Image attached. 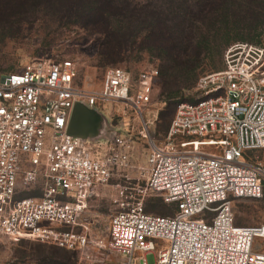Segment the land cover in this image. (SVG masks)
<instances>
[{"label":"built area","instance_id":"built-area-1","mask_svg":"<svg viewBox=\"0 0 264 264\" xmlns=\"http://www.w3.org/2000/svg\"><path fill=\"white\" fill-rule=\"evenodd\" d=\"M157 76L154 66H112L95 90L76 82L71 59L47 57L0 76V234L87 248L89 201L128 165L132 140L114 129L104 142L74 136L68 121L76 102L97 113L128 106L148 140L147 177L114 201L105 247L124 264H264V223L238 225L232 210L264 198V39L227 46L223 68L198 76L195 101L177 104L161 143L142 116ZM150 197L173 212H146Z\"/></svg>","mask_w":264,"mask_h":264},{"label":"rangeland","instance_id":"rangeland-1","mask_svg":"<svg viewBox=\"0 0 264 264\" xmlns=\"http://www.w3.org/2000/svg\"><path fill=\"white\" fill-rule=\"evenodd\" d=\"M131 1L149 2V9L159 12L169 0ZM173 1L181 5L184 3V6L188 4L196 18V11L205 0ZM257 3L258 0H235L231 3L237 19L235 17V20L217 25L226 31L222 37L224 45L218 52L206 58L204 68L198 75L223 68V53L231 43L236 41L258 43L264 39V2L263 8L255 6ZM71 21L69 11L60 9L59 6L42 5L35 10H20V13L8 22L0 21V76L20 69L24 63L34 58H69L77 69L76 82L83 87L99 90L104 71L108 67L119 66L136 75L147 67L160 65L156 50L141 47L144 45L141 40L145 33L139 28L122 37L121 50L118 54L104 58L102 56L106 46L104 32L99 28L92 29ZM195 23L199 24L198 21ZM108 59L115 61L109 62ZM158 81L157 79L154 85L151 102L143 110L142 116L148 124L152 140L161 143L165 140L166 131L158 125L157 118L165 103L161 98ZM179 97L181 100L193 101L196 98V90L193 86L183 88ZM100 110L99 125L94 136L100 137L104 142L103 136L107 130L114 129L122 135L129 136L132 143L128 165L118 168L108 184L101 187L98 195L89 201L86 217L90 229L89 246L80 251L67 250L29 238L13 241L0 234V264H124L123 256L105 247L108 215L115 207V200L134 195L132 187H141L145 184L148 140L139 134L142 128L141 117L128 106L106 104L100 107ZM256 154L264 165V149L258 150ZM145 204L147 212L150 213L173 212V205L166 204L158 197L147 198ZM232 210L234 222L238 225L264 223V198L236 199L233 201Z\"/></svg>","mask_w":264,"mask_h":264},{"label":"trees","instance_id":"trees-1","mask_svg":"<svg viewBox=\"0 0 264 264\" xmlns=\"http://www.w3.org/2000/svg\"><path fill=\"white\" fill-rule=\"evenodd\" d=\"M232 2L235 0H205L194 18L188 4L184 6L173 0L166 1L159 12L150 10L149 2L131 0H0V21L8 22L20 10H35L39 5L59 6L69 11L71 23L104 32V58L118 54L122 37L139 28L145 33L141 47L156 50L160 58L157 79L165 105L157 120L167 132L177 104L186 101L179 97L180 91L195 86L206 58L224 45L222 37L226 31L217 25L235 20ZM263 2L258 0L255 6L263 8Z\"/></svg>","mask_w":264,"mask_h":264},{"label":"water","instance_id":"water-1","mask_svg":"<svg viewBox=\"0 0 264 264\" xmlns=\"http://www.w3.org/2000/svg\"><path fill=\"white\" fill-rule=\"evenodd\" d=\"M99 117V113L88 109L80 102H76L71 111L67 132L74 136L92 137L98 129Z\"/></svg>","mask_w":264,"mask_h":264},{"label":"bare ground","instance_id":"bare-ground-1","mask_svg":"<svg viewBox=\"0 0 264 264\" xmlns=\"http://www.w3.org/2000/svg\"><path fill=\"white\" fill-rule=\"evenodd\" d=\"M83 124V123H82Z\"/></svg>","mask_w":264,"mask_h":264}]
</instances>
